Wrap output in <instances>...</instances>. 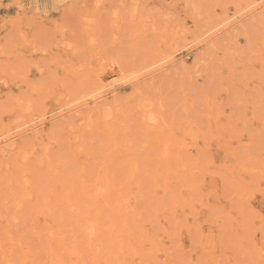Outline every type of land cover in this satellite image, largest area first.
I'll list each match as a JSON object with an SVG mask.
<instances>
[{"label":"rangeland","instance_id":"1","mask_svg":"<svg viewBox=\"0 0 264 264\" xmlns=\"http://www.w3.org/2000/svg\"><path fill=\"white\" fill-rule=\"evenodd\" d=\"M0 264H264V0H0Z\"/></svg>","mask_w":264,"mask_h":264}]
</instances>
